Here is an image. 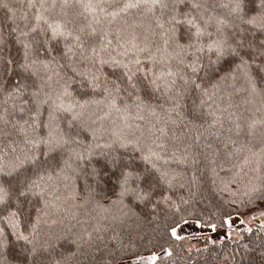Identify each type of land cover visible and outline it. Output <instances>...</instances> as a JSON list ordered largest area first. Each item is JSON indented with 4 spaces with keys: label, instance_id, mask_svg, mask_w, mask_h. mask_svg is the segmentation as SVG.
Wrapping results in <instances>:
<instances>
[{
    "label": "snow or ice",
    "instance_id": "1",
    "mask_svg": "<svg viewBox=\"0 0 264 264\" xmlns=\"http://www.w3.org/2000/svg\"><path fill=\"white\" fill-rule=\"evenodd\" d=\"M0 8L15 23L5 0ZM132 9H146V22L124 19L115 32L101 23ZM19 19L24 26L8 30L15 55L0 24V264L104 253L100 228L85 237L48 222L62 187L66 200L79 188L81 207L128 215L170 202L176 169L196 162L201 140L215 156H234L235 147L249 154L245 163L264 159V118L244 120L236 103L264 104V0H39L31 19ZM249 183L251 194L264 193ZM110 186L111 197L101 195ZM170 235L183 239L176 227Z\"/></svg>",
    "mask_w": 264,
    "mask_h": 264
},
{
    "label": "trees",
    "instance_id": "2",
    "mask_svg": "<svg viewBox=\"0 0 264 264\" xmlns=\"http://www.w3.org/2000/svg\"><path fill=\"white\" fill-rule=\"evenodd\" d=\"M5 2L17 14L15 23H12L8 20L7 10L0 8V24H3L5 37L8 39L6 48L10 50L9 54L15 55V46L8 37V30L17 24L23 27V21L19 19L20 15L27 13L31 19L39 10V0H36V8H30L27 0H5ZM105 7L109 12L117 10L115 4ZM73 11L83 12V9L76 8ZM60 12L61 8L58 6L55 10H50L49 15L57 16ZM149 15L146 9H132L126 16L122 14L115 20L104 15H101L100 19L105 27H108L111 21V30L115 32L123 25L124 19L130 22L134 20L139 24L146 22ZM80 19L87 23L84 17ZM141 30L137 29V31ZM109 38L113 39L112 36ZM127 38L126 33L125 39ZM114 47H116L115 39L113 44L108 46L109 51ZM128 47L131 51H135L130 45ZM236 103L240 104L237 114L244 120L264 118V104L259 100L252 104H241L238 97ZM100 115H104V112L101 111ZM110 120L121 123L122 117L113 112ZM170 128H173L177 135L180 134L179 129L173 126ZM171 135L172 131L169 132V136ZM233 138L236 139L235 136ZM239 139L242 142L243 138ZM206 142L201 140L199 147L193 148L196 154L195 163L189 162L176 169L174 187L167 193L171 197L170 202L161 204L155 209L151 204H142L134 207L128 215H124L118 209L105 211L94 204L81 207L80 205L85 204L86 198L79 188L78 199L66 200V193L62 187L59 193L60 200L56 202L58 210H54L48 222L51 223V220L62 222L54 228L57 233H62L74 225L75 234L85 237L87 232L95 235V229L100 228L102 230L100 234L104 236L101 247L105 248L104 253L97 254L95 259L91 256L87 258L77 256L68 261V264H109V262L116 264L121 260L145 255L157 257L150 264H264V228L261 227L262 224L253 222L264 216V199L260 198L264 193L249 192L250 181L264 185V159L257 161V158H253L249 163H245V157L249 154L238 152L235 147L231 150L235 153L234 156H215L212 150L204 147ZM179 143L177 141L178 145ZM255 167H259L258 173L252 170ZM101 195L111 197V186ZM104 203L107 204V200ZM233 215H239L242 220L247 221L245 227L232 230V233H236L235 237L228 238L226 235L222 238L200 239L195 246L191 244L192 238L176 240L170 235L172 227H177L186 221H195L206 227L214 224L217 230H228V224L224 222ZM248 228L252 229L251 233L247 231ZM47 230L45 227L44 231ZM110 252L115 253L114 258L109 255ZM160 253L162 255H158Z\"/></svg>",
    "mask_w": 264,
    "mask_h": 264
},
{
    "label": "rangeland",
    "instance_id": "3",
    "mask_svg": "<svg viewBox=\"0 0 264 264\" xmlns=\"http://www.w3.org/2000/svg\"><path fill=\"white\" fill-rule=\"evenodd\" d=\"M231 217H233V218H231ZM231 217H230L231 218L230 219L231 227L228 224V230H225V229H218L216 231H212L211 230L210 231L211 234H209L208 237H206V236L205 237L204 236H202V237L201 236L200 237H191L192 238V239H190L191 242H192L191 244L196 246L199 243L200 239L202 240V239H205V238H212V236L214 237V235L218 236V235H221L223 233L225 234V236H226V234L230 233L231 237H233V236L235 237L236 233L235 232L232 233V230L233 231L239 230L240 228L245 227V224L241 223L239 225V223L237 221H235V220H238V221L242 220V217H240L239 215H233ZM233 219H234L235 222L233 221ZM191 222H195V221H191ZM192 232H195V230L192 229ZM195 238H197L198 240H195ZM187 239H189V238H187ZM162 253H160L158 255H162ZM151 256H155V255H145V256H140V257L128 258V259H125V260H121V261H119L116 264H150L152 261L150 259H148V258L151 257ZM141 257H143V259H141Z\"/></svg>",
    "mask_w": 264,
    "mask_h": 264
},
{
    "label": "crops",
    "instance_id": "4",
    "mask_svg": "<svg viewBox=\"0 0 264 264\" xmlns=\"http://www.w3.org/2000/svg\"><path fill=\"white\" fill-rule=\"evenodd\" d=\"M231 218H233V217H231ZM231 218H229L228 221H230ZM233 221H234V219H233ZM235 221H237L239 223V225L241 224V221H244V224H246V222H247L246 220H240V221L235 220ZM253 222L257 223V224L264 225V216L257 218ZM176 228H177L178 235L183 237V238L200 237V236L201 237L202 236L208 237L209 234H211L210 231L212 230L210 227L200 226L198 223L191 222V221L183 222L179 226H177ZM192 229H194L195 232H192ZM224 236H225V234L223 233V234L218 235V236L214 235V238H222Z\"/></svg>",
    "mask_w": 264,
    "mask_h": 264
}]
</instances>
